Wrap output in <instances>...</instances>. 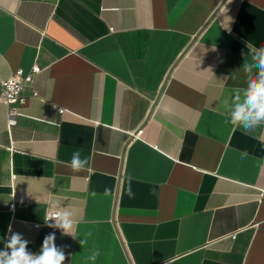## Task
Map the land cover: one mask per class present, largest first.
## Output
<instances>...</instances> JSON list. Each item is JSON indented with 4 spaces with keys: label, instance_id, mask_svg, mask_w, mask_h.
Returning a JSON list of instances; mask_svg holds the SVG:
<instances>
[{
    "label": "crops",
    "instance_id": "1",
    "mask_svg": "<svg viewBox=\"0 0 264 264\" xmlns=\"http://www.w3.org/2000/svg\"><path fill=\"white\" fill-rule=\"evenodd\" d=\"M262 49L264 0H0V78L41 68L0 105V252L264 264V122L232 118Z\"/></svg>",
    "mask_w": 264,
    "mask_h": 264
},
{
    "label": "clouds",
    "instance_id": "2",
    "mask_svg": "<svg viewBox=\"0 0 264 264\" xmlns=\"http://www.w3.org/2000/svg\"><path fill=\"white\" fill-rule=\"evenodd\" d=\"M261 51L262 54L259 58V66L261 68L260 80L258 83L253 82L250 84L246 93L247 98L245 102L243 104H237L235 111L232 113L233 122H242L246 129L255 128L261 122H264V49ZM246 155V153L241 154L242 157ZM87 164L88 160H82L80 153L76 152L73 154L70 167L73 171L79 172L84 170ZM105 195H108L107 190L105 191ZM48 219L54 220V224L50 226H55L66 234L72 233L73 221L69 211L58 212ZM54 240V233L46 236L41 253L34 256L26 250L27 241L22 242L21 236L13 233L10 242L6 245L11 250V253L9 255L0 252V257H3V259H0V264H64L66 257L61 250L57 249ZM97 255V252H93L90 259L95 260Z\"/></svg>",
    "mask_w": 264,
    "mask_h": 264
},
{
    "label": "built area",
    "instance_id": "3",
    "mask_svg": "<svg viewBox=\"0 0 264 264\" xmlns=\"http://www.w3.org/2000/svg\"><path fill=\"white\" fill-rule=\"evenodd\" d=\"M41 68L39 65H32L28 72L22 68H17L14 73L7 78H0V105H6L7 110V124L12 126L16 123L18 114L17 105L22 104L26 100L25 88L28 83L32 81L33 75L39 72ZM36 94V93H33ZM60 111H62L60 109ZM264 194V191L260 193ZM14 207V203L10 204V208ZM59 211L48 212L47 218L57 214ZM41 223H34L35 227H39ZM231 237L236 236V231L230 233Z\"/></svg>",
    "mask_w": 264,
    "mask_h": 264
}]
</instances>
